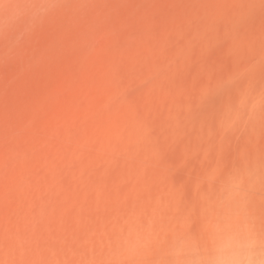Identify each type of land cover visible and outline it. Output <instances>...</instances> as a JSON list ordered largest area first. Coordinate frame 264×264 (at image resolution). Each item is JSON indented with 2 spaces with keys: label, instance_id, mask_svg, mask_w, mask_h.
I'll return each instance as SVG.
<instances>
[{
  "label": "rangeland",
  "instance_id": "rangeland-1",
  "mask_svg": "<svg viewBox=\"0 0 264 264\" xmlns=\"http://www.w3.org/2000/svg\"><path fill=\"white\" fill-rule=\"evenodd\" d=\"M249 84L264 0H0V264H137L136 218L243 146L217 121Z\"/></svg>",
  "mask_w": 264,
  "mask_h": 264
},
{
  "label": "clouds",
  "instance_id": "clouds-1",
  "mask_svg": "<svg viewBox=\"0 0 264 264\" xmlns=\"http://www.w3.org/2000/svg\"><path fill=\"white\" fill-rule=\"evenodd\" d=\"M262 117L264 89L243 85L217 121L222 137L234 135L243 146L230 163L204 170L191 201L157 198L143 222L136 218L129 236L140 256L137 264H264V154L252 148Z\"/></svg>",
  "mask_w": 264,
  "mask_h": 264
}]
</instances>
